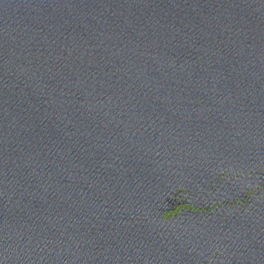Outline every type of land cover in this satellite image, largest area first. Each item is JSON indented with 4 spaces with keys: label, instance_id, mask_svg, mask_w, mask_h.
<instances>
[{
    "label": "water",
    "instance_id": "1",
    "mask_svg": "<svg viewBox=\"0 0 264 264\" xmlns=\"http://www.w3.org/2000/svg\"><path fill=\"white\" fill-rule=\"evenodd\" d=\"M0 264H264V0H0Z\"/></svg>",
    "mask_w": 264,
    "mask_h": 264
}]
</instances>
